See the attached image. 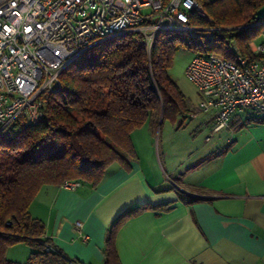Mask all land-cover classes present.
I'll use <instances>...</instances> for the list:
<instances>
[{
    "label": "trees",
    "instance_id": "trees-1",
    "mask_svg": "<svg viewBox=\"0 0 264 264\" xmlns=\"http://www.w3.org/2000/svg\"><path fill=\"white\" fill-rule=\"evenodd\" d=\"M197 2L187 22L194 31H161L149 53L135 32L100 40L62 69L58 87L40 94L38 122L20 116L0 132V264H14L6 250L19 243L31 248L25 264L72 261L51 245L30 203L43 185L72 180L96 186L111 163L129 169L134 129L147 124L155 130L166 117H185L186 99L168 74L175 51L231 59L234 43L252 59L249 42L264 30V16L256 11L264 0ZM164 208L140 205L121 212L107 233L104 264H120L114 241L125 219Z\"/></svg>",
    "mask_w": 264,
    "mask_h": 264
},
{
    "label": "crops",
    "instance_id": "crops-1",
    "mask_svg": "<svg viewBox=\"0 0 264 264\" xmlns=\"http://www.w3.org/2000/svg\"><path fill=\"white\" fill-rule=\"evenodd\" d=\"M205 115L212 131L214 112ZM229 122L230 129L217 133L224 148L198 155L175 189L161 187L154 171L143 166L140 150L151 147L144 124L148 135L142 140L133 134L143 128L131 132L135 155L129 169L111 163L96 186L43 185L29 211L44 222L46 237L69 264H104L111 223L140 205L165 208L122 222L114 241L120 264H264V113L244 109ZM226 131L234 133L228 137ZM177 170L170 167L171 174ZM77 220L85 242L77 237Z\"/></svg>",
    "mask_w": 264,
    "mask_h": 264
},
{
    "label": "built area",
    "instance_id": "built-area-1",
    "mask_svg": "<svg viewBox=\"0 0 264 264\" xmlns=\"http://www.w3.org/2000/svg\"><path fill=\"white\" fill-rule=\"evenodd\" d=\"M198 7L197 0H0V132L20 116L38 122L40 94L58 87L59 73L88 47L135 32L149 53L161 31H194L187 22ZM230 50L231 59L194 54L185 69L199 95L190 116L214 112L212 133L230 129V117L244 109L264 113V30L249 43L252 59L234 43ZM75 227L87 241L80 220Z\"/></svg>",
    "mask_w": 264,
    "mask_h": 264
},
{
    "label": "rangeland",
    "instance_id": "rangeland-1",
    "mask_svg": "<svg viewBox=\"0 0 264 264\" xmlns=\"http://www.w3.org/2000/svg\"><path fill=\"white\" fill-rule=\"evenodd\" d=\"M256 11L258 16H264V3H262ZM184 33L187 34L188 31H184ZM258 40L259 35L255 37L254 41ZM194 54V52L182 48L175 51L168 74L183 93L187 107L197 109L199 100L198 92L185 74L186 66ZM190 112L191 111H188L184 118H182L181 115L176 116L175 119L166 117L159 124L157 129H149L151 132L150 151L147 152L149 149H145L144 151L140 150V152L142 151L141 153H143V166L149 167L154 171V177L156 180L160 181V186L163 188L172 187L175 189L174 187H177L176 184H181V174L189 168V165H192L193 162H195L194 160L198 155H203L211 150H216V147L221 150L226 145L225 143L219 146L217 144L218 134L222 133L225 129L218 134L212 133L210 125L205 123V113L198 112L195 115L190 116ZM180 120H182V124L178 126ZM141 128L143 129H140L133 134V138L136 140H142L143 135H148V129H146L148 127ZM226 133L229 134V137L234 132L226 131ZM207 136H209V138L206 140ZM164 152L167 154V157L163 155ZM152 159L154 160L155 165L154 162H152ZM171 166L177 167L178 174H171ZM155 168H157V170ZM7 250V259L14 262V264H25L30 255L31 248L28 245L19 243L9 246Z\"/></svg>",
    "mask_w": 264,
    "mask_h": 264
}]
</instances>
